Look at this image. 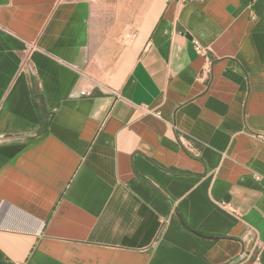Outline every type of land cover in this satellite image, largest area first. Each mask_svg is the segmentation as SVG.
Returning <instances> with one entry per match:
<instances>
[{"label": "crops", "instance_id": "0c3cea01", "mask_svg": "<svg viewBox=\"0 0 264 264\" xmlns=\"http://www.w3.org/2000/svg\"><path fill=\"white\" fill-rule=\"evenodd\" d=\"M257 254L264 0H0V264Z\"/></svg>", "mask_w": 264, "mask_h": 264}, {"label": "built area", "instance_id": "2783aa9c", "mask_svg": "<svg viewBox=\"0 0 264 264\" xmlns=\"http://www.w3.org/2000/svg\"><path fill=\"white\" fill-rule=\"evenodd\" d=\"M135 37V33L132 32V33H126L123 37H122V41L124 43H128V41H130L132 38ZM195 45H196V49L199 53L201 54H204V48L196 41L195 42ZM81 94H84V95H89L90 92L89 91H86V90H81L80 91ZM225 204V203H224ZM260 262V257H259V254H257L255 257H254V264H259Z\"/></svg>", "mask_w": 264, "mask_h": 264}, {"label": "trees", "instance_id": "16d2710c", "mask_svg": "<svg viewBox=\"0 0 264 264\" xmlns=\"http://www.w3.org/2000/svg\"><path fill=\"white\" fill-rule=\"evenodd\" d=\"M43 129H44V130L46 129V126H45V125L43 126Z\"/></svg>", "mask_w": 264, "mask_h": 264}]
</instances>
